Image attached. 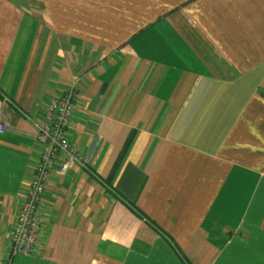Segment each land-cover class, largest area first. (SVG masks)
I'll use <instances>...</instances> for the list:
<instances>
[{
  "label": "crops",
  "instance_id": "1",
  "mask_svg": "<svg viewBox=\"0 0 264 264\" xmlns=\"http://www.w3.org/2000/svg\"><path fill=\"white\" fill-rule=\"evenodd\" d=\"M78 77L32 254L11 236L49 99ZM0 257L264 264V0H0Z\"/></svg>",
  "mask_w": 264,
  "mask_h": 264
},
{
  "label": "built area",
  "instance_id": "2",
  "mask_svg": "<svg viewBox=\"0 0 264 264\" xmlns=\"http://www.w3.org/2000/svg\"><path fill=\"white\" fill-rule=\"evenodd\" d=\"M78 77L65 86L47 102L43 121L37 128V139L42 152L35 164L29 181L28 194L14 223L11 236L12 254H32L38 247L45 218L40 211V203L51 169L59 154L65 153L67 159L61 162L60 171L67 172L73 162L81 161L82 154L75 144L67 138V131L74 113L78 98ZM7 129V123L0 113V133ZM0 264H9L0 257Z\"/></svg>",
  "mask_w": 264,
  "mask_h": 264
}]
</instances>
